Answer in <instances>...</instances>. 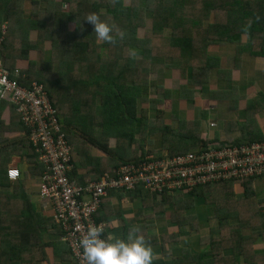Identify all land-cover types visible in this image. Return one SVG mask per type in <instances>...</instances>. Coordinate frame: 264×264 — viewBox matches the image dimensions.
I'll use <instances>...</instances> for the list:
<instances>
[{
	"label": "trees",
	"instance_id": "trees-1",
	"mask_svg": "<svg viewBox=\"0 0 264 264\" xmlns=\"http://www.w3.org/2000/svg\"><path fill=\"white\" fill-rule=\"evenodd\" d=\"M172 1L173 7L166 9L159 4V0H129L128 3L124 0H108L104 4L97 0H0V21L7 22V31L1 45L5 64L11 68L18 59L27 61L26 67L21 69L24 77L20 82L28 85L29 82L36 81L43 85L52 106L57 111L59 123L69 144L71 139L67 135V128L63 127L65 122L60 117L59 109L61 105L67 109L71 108L73 120H70L71 117L68 120L79 125L81 138L105 153L108 161L114 160L110 166L108 165L109 169L146 157L142 149L136 151L131 148L137 141L136 135L141 139L145 134L147 137L159 131L158 144L169 155L183 154L189 149L197 150L225 141L215 130L212 134H205L209 111L207 104L217 103L219 100L225 104L229 102L234 110H241L240 118L224 120L222 124L224 130L238 132L234 143L264 140V123L259 122L261 118L258 116L260 112L264 114V92L257 91L250 100L244 94L233 93L244 87L237 80L236 69H242L247 73L248 69L254 67V63L264 61V0H204V4L200 0V5L205 8L202 10V16L199 15L197 18H183L178 17L177 13H169L170 9L191 2ZM40 2H45V9H40ZM63 4L69 7L65 10ZM92 12L109 23L114 32L123 31L124 38H117L114 43L97 40L95 34L91 32L92 26L82 17ZM217 12L221 14L219 17L216 15ZM208 13L212 14L211 19L208 18ZM157 34L167 38L168 49L166 47L161 49L162 43L156 44L157 41L152 43L153 37ZM235 37L238 41L234 40L231 49H228L234 55L232 68H221L222 61L220 62L218 58L212 60L208 57L209 59L200 60L199 57L192 61L199 55V51L204 54L209 45L223 46ZM199 38L200 46H195L196 39ZM154 46L170 57L171 53L175 52L180 59L165 60L166 54L163 53L152 56L151 50ZM103 49H106V54H102ZM30 51H38L41 55L37 70L34 69L33 59L28 58ZM46 52L49 55H46ZM135 54L141 57L138 59ZM43 56L48 60L43 62ZM245 56H248V62L244 60ZM148 60L149 68L143 65ZM181 66L185 67L184 73L190 76L188 80L177 75ZM138 68H142L141 73L137 72ZM169 70L172 71L171 75ZM153 73L166 75L171 78L167 80L170 82L178 79L179 84L175 91L178 102L192 99L190 101L193 105L196 101L200 104L196 109L195 118L190 117L187 120L178 116L176 120H169L174 127L162 120L166 114L163 109L155 110V117L149 116L148 111L154 108V103L159 101L158 98H149V104L140 100L146 98L144 94L148 87L146 84L155 81L149 77ZM198 89L205 90L197 96ZM70 90H73V93H70ZM245 92L248 93L247 90ZM155 93L158 91L155 90ZM205 93L204 98L201 94ZM163 96L166 99L172 97L171 88H168L167 92L165 90ZM6 105L8 110L15 111L13 105L5 100L0 103V111ZM80 105L84 113L82 109L80 110ZM94 114L100 116L99 121L94 119ZM20 124L22 125L21 122ZM22 127L27 136L26 128L23 125ZM96 129L100 132L99 135L92 134ZM26 136L24 141L28 144L31 161L28 160L25 174L39 176L44 167L38 162L37 154ZM113 138L119 139L117 142L121 144L125 142L124 139L127 140V150H120V146H110ZM153 156L159 157L161 153H153ZM95 160L99 161L100 158ZM254 179L260 178L238 181L243 193L242 205L239 206V199L232 196L231 190L227 187L232 181L223 182L218 188H213L218 183L200 186L185 194L184 198L178 193V198L183 209H188L192 205V196L208 193L209 199L210 197L217 199L218 207L215 208V213L219 216L220 226L227 225L225 221L234 213L232 208L238 206V209L246 213L241 212L235 225L230 226L252 229L253 217L249 219L242 216L257 211V205L264 203V196L258 197L253 190ZM208 198L204 201L214 203ZM6 199L0 194V264H30L28 252L30 247L37 249L36 260L48 261L43 251V248L48 246L54 252L56 262L52 264H65L66 258H69L68 264H76L69 247L61 240L62 228L53 221L52 216L47 214L43 217L36 216L31 221L35 226L31 234L29 223L23 222L29 218L24 217L22 220L19 218L23 216V209H27L19 208L15 204L16 207H11L10 211L4 206ZM194 218L195 214H190L187 219H181V224L186 223L190 229H194L195 224L192 221ZM40 226H44L50 234H55L56 240L42 243L38 229ZM26 234L29 236L31 234L35 237L34 240L30 241ZM244 246L245 243L238 240L237 251L243 252ZM233 259L238 260L237 257Z\"/></svg>",
	"mask_w": 264,
	"mask_h": 264
},
{
	"label": "crops",
	"instance_id": "crops-1",
	"mask_svg": "<svg viewBox=\"0 0 264 264\" xmlns=\"http://www.w3.org/2000/svg\"><path fill=\"white\" fill-rule=\"evenodd\" d=\"M44 3L40 2L41 10L45 7ZM212 47H215L216 50L227 49L220 45ZM227 51L230 53L229 50ZM30 52L28 54L29 59L31 58ZM231 57L234 62V55L232 54ZM247 57L244 59L245 61H248ZM256 64L254 63L253 66L255 67ZM260 70L255 69V72ZM70 93H73V90H70ZM196 93L199 96L202 92L196 91ZM75 96L77 95L75 94ZM197 99L201 101L199 97ZM183 102L185 103L186 101L184 100ZM178 104L179 102L176 104V110L173 111V108H170L168 113L177 115V112L181 111ZM198 105L200 104L196 101L192 107H199ZM172 106L173 103L170 104V107ZM230 108L232 107H230L229 102L226 105L217 103L213 110L215 115L217 112L219 115L223 114V117L231 114L229 112ZM70 109L62 105L59 109L60 117L65 122L63 127L67 128V135L71 139L72 169L70 176L75 182L84 184L86 181L95 179L104 172L111 170L112 168L109 169V166L114 160L108 161L105 153L102 152V155L98 148L87 144L81 138L79 125L77 126L74 122V124L70 122V120H73ZM82 113H84L83 108ZM188 113L192 118L197 115L196 109L193 111L186 110L184 115ZM0 115V194L7 198L4 202L6 209L11 211V207H16L15 204L19 208L27 209H23V216L19 218L21 220L24 217L29 218V220H24L23 222L25 224L29 223L28 225L31 229L29 233L33 234L32 231H34L35 226L31 221L36 216L43 217L45 214L52 216V211L44 205L38 196L37 185L39 176H28V174H25L30 155H28V144L24 141L25 131L19 122L18 115L15 111L8 110L7 105L1 108ZM70 117L72 119L68 120ZM99 133L96 129L92 134L99 135ZM95 158H100V160L96 161ZM9 167L19 170V178L10 180L7 177L6 170ZM220 186L221 183H218L213 188ZM227 187L231 190L232 196L239 199L238 206L242 205L241 198L243 193L239 182L232 181ZM252 187L258 197L264 196V178L254 179ZM179 196L185 197L182 194ZM214 204L215 208L218 207V204L217 206L216 203ZM238 206L232 208L234 213L230 214V217L225 221L227 223L225 226H220L218 223L219 216L213 211L215 208H209L206 212H196L192 207L191 211L196 218L192 220L195 228L190 229L186 223L181 224V219H187L190 214L183 209L178 194L170 197H160L139 187L130 192L110 191L103 198L94 219L104 224V236H120L123 238L130 228L137 227L139 233L144 236L145 240L153 248L155 259L152 264H228L229 262L230 264H264V206L260 210L249 212V214L242 216L249 219L253 217L251 221V224L254 223L252 229L251 227L238 229L230 226L235 225L240 213L244 212L238 209ZM38 229L42 243H51L56 240L54 238L55 234H50L49 231L45 230L44 226H40ZM31 234L30 236L26 235L30 241H33L35 237ZM238 240L245 243L243 252L237 251ZM36 251L37 249L35 250L33 247H30V251H28L31 258L30 264H52L56 262L51 247L43 248L48 261L46 259L43 261L36 260ZM235 256L238 259L237 261L233 259L236 258ZM68 259L66 258L65 264L69 263ZM56 260L58 262V257Z\"/></svg>",
	"mask_w": 264,
	"mask_h": 264
},
{
	"label": "built area",
	"instance_id": "built-area-1",
	"mask_svg": "<svg viewBox=\"0 0 264 264\" xmlns=\"http://www.w3.org/2000/svg\"><path fill=\"white\" fill-rule=\"evenodd\" d=\"M7 22L0 21V103L13 105L27 138L44 167L38 177L37 193L52 211L53 221L62 228L61 240L69 247L76 264H85L78 247L79 237L89 225L105 226L94 219L103 198L110 191L130 192L139 187L157 196L189 194L195 188L247 178H264V140L220 144L189 150L183 154L146 156L123 163L84 184L75 182L71 146L59 123L43 85L36 81L22 84L21 68H8L1 51ZM1 117V115H0ZM216 123L209 121V126ZM10 180L20 176L17 168H7Z\"/></svg>",
	"mask_w": 264,
	"mask_h": 264
},
{
	"label": "rangeland",
	"instance_id": "rangeland-1",
	"mask_svg": "<svg viewBox=\"0 0 264 264\" xmlns=\"http://www.w3.org/2000/svg\"><path fill=\"white\" fill-rule=\"evenodd\" d=\"M97 1L100 2L101 4H104L108 0H97ZM124 2L128 3L129 0H124ZM204 2L205 1L202 0V4H204ZM172 3H173L172 0H159V4H161V6L165 7L166 9H169L170 7H173ZM200 3H201L200 0H195V1L191 0V2L188 1L186 4H183L180 7L176 6V9H170L168 12L169 13H177L178 17L197 18L199 15L202 16V10H203V8H205V6H201ZM62 7L66 10L69 6L66 5V4H63ZM43 9H45V7L42 8V10ZM177 14H175V15H177ZM216 15H217V17H219L221 14L219 12H217ZM211 17H212V14H209L208 18L211 19ZM206 21L207 20H205V22ZM189 27H190V24L188 23L187 28H189ZM146 28H148V27H146ZM176 32H178V31L176 30ZM199 40H200V38L196 39L195 46H200ZM234 40L238 41V38L235 37V38L232 39L231 42L228 41L227 44L223 45L224 47L227 48L226 50H218V49L216 50L215 47H212V46L209 45L208 48H206V51H205L204 54H202L203 53L202 51H199V55L195 56L192 59V61H195V60L199 59V57H201L200 60L209 59L208 57H211L212 60H214L215 58H218L220 62L222 61L221 65H220L221 68H225V69L226 68L229 69V67L232 68L233 67V63H234L233 62V58L231 57V54L227 50L232 47V44H233ZM154 42H156V44L157 43H162V45L160 46L161 49L164 48V47H166L167 49L169 48V44L167 42V38H163L161 36V34H157V35H155L153 37V42L152 43H154ZM153 48H156V49H153ZM153 48L151 50L152 56H158V55H161V53H163L164 55L166 54V52H164L163 50H159L157 46H154ZM220 51H221V53H220ZM30 53H31V58L30 59H33V61H34V65H35L34 69L37 70V69H39V65L38 64H39V60L41 59V55L37 51L36 52L35 51H31ZM102 54H106V49H103ZM46 55H49V54L46 52ZM46 55H45V57H46ZM135 55H136V58H138V59L141 57V56H139L137 54H135ZM171 56L172 57H170L169 55L167 56V54H166L164 56L165 60H167V58H170L169 60H173V61H178L180 59V57H178L175 52H172ZM45 57L43 56V58H44V59H42L43 62L48 60V58H45ZM245 57H247V56H245ZM17 61L18 62H16L15 66H18L19 68H21L23 70L26 67L27 61L26 60H21V59H18ZM169 63H170V61H169ZM143 65H144V67L149 68L150 67V61L149 60L146 61V63H143ZM144 67H142V68H144ZM158 67H159V65H158ZM142 68H138L137 72L141 73ZM184 69H185V67H182V66L179 67L178 71H177V75H179V77H183L184 79L188 80L190 76H188L186 73H184V71H183ZM255 69H259V70L261 69V70L255 72ZM236 70H237V72L239 71V69H236ZM248 70L249 71L247 73H246V71L243 72L242 70H240L238 73H236V76L238 77L237 80L244 87L240 88L239 91L236 90L233 93L237 92L239 95L240 94H244L250 100L251 99L250 97H252L257 91L262 90L264 92V61L258 62L254 68L252 67V68H250ZM168 72H169V75L172 74L171 70H169ZM149 77L151 79L155 80L154 81L155 84L154 83H150V82H148L146 84V85H148L147 90L144 93L146 98L143 101L140 100V102H144L146 104H149L148 103L149 102V98H152V97L158 98V100H159V101L154 103V105H155L154 108L149 109V111H148L149 112L148 113L149 116H151L153 118V117H155L154 115H156L155 114V110L163 109L167 115L164 114L162 120H165V122H167L170 126H174V127H175V125L170 124L169 120H171V121L176 120L178 116L181 119H183V118L187 119V120L190 119L191 115L189 113L184 115L186 110H192L193 111L194 109H198L196 106H195V108L192 107V106H194L192 101H190L192 99H188V101L186 100L185 103H187V104H185L183 101H179L178 105H180L179 109L181 111L179 113L177 112V115L173 116V115H171V113L170 114L168 113L170 108H173V111L176 110V104L178 103V99H176L175 91L177 89L176 87L179 84L178 79H175L174 82L173 81L170 82V81H167V80L171 79V78L166 77V75H157L156 73L155 74L153 73ZM158 85L160 86V89H162V90L158 89ZM165 87L171 88L172 97H168L167 99L164 98L163 93L165 92V90H166V92L168 91V88H165ZM155 90L158 91L157 94L155 93ZM204 90L205 89H202V90L198 89L196 91L204 92ZM245 90H247L248 93H246ZM202 97L205 98L206 97V93L202 94ZM80 100H82V99H80ZM216 102L219 103V104L221 103L222 105H226L223 101H220V100L216 101ZM247 102H248V100H247ZM171 103H173L172 107H170ZM188 103L189 104L192 103V105H189ZM217 103H209V104H207V108H209V111H208V118H207V127H206V130H205V132H207V133H205V134H212V132L215 130L216 134L221 136L223 139H225L227 141H234L235 137L238 136V132H236V131H226V130L223 129L222 124H223L224 120L240 118L241 114H239V113H240L241 110L240 109L239 110H234L233 108H230L229 112L231 114H229L227 116L224 115L222 117L223 114L219 115V114H217V112H216V115H215L213 109H214V107L216 106ZM231 106H232V104H230V107ZM79 107H81L80 108V110H81L82 106L80 105ZM79 107H78V109H79ZM138 107L140 108V106H138ZM183 108H185V110H183ZM225 108H226V106H225ZM76 111H77V107L75 108V112ZM263 115L264 114L261 113V112L258 113V116L261 118L259 120V122L261 124L264 123ZM157 117H158V122H160L161 120L159 119V116H157ZM195 117H193V118H195ZM94 119L99 121L100 120V116H97V114H94ZM156 121H157V119H156ZM209 121L216 123V125L214 127H210L209 126ZM158 133H159V131H156L155 134H150L147 137H146V134H145L141 139L139 138V135H136L137 141H135V143H133L131 145V148H133L136 151L142 149L143 153L146 156H153V153H161L162 154L163 152H166V150H164L163 147L160 144H158V140L160 138V135ZM213 134H215V133H213ZM118 140L114 139V138L111 139L110 145L112 147L120 146V150H123V149L127 150V145H126L127 140L124 139L125 142H123L122 144L118 143L119 142ZM99 152H100V150H99ZM100 153L103 155L102 152H100ZM207 198H208V193H205V192H203L199 196H197V195L192 196L193 200H192L191 207L188 208V209L185 208L184 210H187L189 214H193L192 211H191L192 207L194 208V210L196 212L197 211H199V212H204L205 211L206 212V211L209 210V208H213L214 209L215 208V204L214 203H216V206L218 204L216 197H214V198L210 197L211 199L208 198L209 201H212V202L214 201V203L205 202L204 199H207ZM185 202L188 203L187 201H185ZM182 204H183V202H182ZM262 204H264V203H259L257 205L258 210L261 209L264 206ZM213 211L215 213V210H213ZM42 264H44V263H42Z\"/></svg>",
	"mask_w": 264,
	"mask_h": 264
},
{
	"label": "clouds",
	"instance_id": "clouds-1",
	"mask_svg": "<svg viewBox=\"0 0 264 264\" xmlns=\"http://www.w3.org/2000/svg\"><path fill=\"white\" fill-rule=\"evenodd\" d=\"M92 26L95 38L100 42L114 43L123 39V31L114 32L112 26L95 13L82 16ZM131 55V53H130ZM99 225H89L79 237L78 247L85 264H152L155 259L151 244L132 227L123 238L102 236Z\"/></svg>",
	"mask_w": 264,
	"mask_h": 264
}]
</instances>
